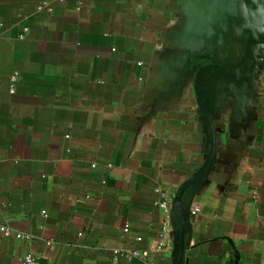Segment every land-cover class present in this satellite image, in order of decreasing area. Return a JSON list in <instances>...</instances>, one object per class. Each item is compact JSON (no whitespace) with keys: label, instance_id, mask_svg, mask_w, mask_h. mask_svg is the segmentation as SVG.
<instances>
[{"label":"crops","instance_id":"1","mask_svg":"<svg viewBox=\"0 0 264 264\" xmlns=\"http://www.w3.org/2000/svg\"><path fill=\"white\" fill-rule=\"evenodd\" d=\"M183 19L181 0H0V264H139L113 251L146 248L206 154L209 59L182 55ZM215 111L183 264H264V81Z\"/></svg>","mask_w":264,"mask_h":264},{"label":"water","instance_id":"2","mask_svg":"<svg viewBox=\"0 0 264 264\" xmlns=\"http://www.w3.org/2000/svg\"><path fill=\"white\" fill-rule=\"evenodd\" d=\"M181 6L184 19L175 42L184 57L209 59L207 65L197 67L194 85L206 154L203 164L181 185L172 202L171 264H183L190 204L216 163L215 110L227 97L234 99L238 112L245 109L261 78L264 58V0H181ZM237 39L239 42H235Z\"/></svg>","mask_w":264,"mask_h":264},{"label":"built area","instance_id":"3","mask_svg":"<svg viewBox=\"0 0 264 264\" xmlns=\"http://www.w3.org/2000/svg\"><path fill=\"white\" fill-rule=\"evenodd\" d=\"M59 2H62V0H58ZM41 7H47L46 4H42ZM28 33V28L24 27L18 36L19 40H22L25 38V35ZM18 80V74L15 73L12 75L10 79L11 88L10 92L13 93V85L17 83ZM261 80L264 81V69L261 74ZM155 192L160 196H166L167 192L163 191L162 189H157ZM157 206L164 211L165 217L161 223L159 232L157 236L153 239H151L146 248L144 250H121V249H115L113 251V259L115 260L118 256H124L129 262H136L139 264H152L150 262V259L153 255H169L172 251L173 246V239H172V228L170 226L169 222V205L166 200L157 203ZM197 210H193L192 214H195ZM129 230L128 225L123 226L122 231L127 232ZM0 231L4 236H8L10 234V230L5 227H0ZM17 238H28L26 235H23L21 233L16 234ZM141 239L137 238V241L139 242ZM21 264H41L39 260L34 257L31 254H26L21 259Z\"/></svg>","mask_w":264,"mask_h":264}]
</instances>
